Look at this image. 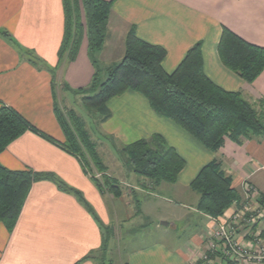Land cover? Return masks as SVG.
Segmentation results:
<instances>
[{
  "label": "crops",
  "instance_id": "1",
  "mask_svg": "<svg viewBox=\"0 0 264 264\" xmlns=\"http://www.w3.org/2000/svg\"><path fill=\"white\" fill-rule=\"evenodd\" d=\"M63 24L61 0H0V105L15 109L52 138L50 141L25 131L0 151V164L10 170L52 173L79 191L86 205L51 180L33 182L14 226L7 230L0 223V264H98L97 256H113L118 264H194L205 251L207 230L226 220L233 205L217 218L199 212L198 194L191 192V180L204 164L215 160L241 197L245 182L256 197L264 198V137L242 136L237 142L226 138L218 150L210 151L171 120L156 115L140 93L127 90L108 100L111 113L107 119L95 115L93 129L85 123L107 174L121 186L131 188V196L122 192L114 198L100 193L78 159L58 144L64 137L54 114V102L62 101L66 105L59 106L62 110L71 108L72 101L65 95L76 94L74 88L90 84L95 71L85 38L73 61L58 64ZM223 26L264 47V0H114L106 39L94 60L103 69L119 62L130 28L139 38L165 49L162 66L167 72L175 69L193 44L201 42L206 76L226 90L239 91L254 108L264 111L259 103L263 100L264 104V70L246 82L219 59L217 43ZM153 134L163 137L185 160L176 181L160 183L150 196L169 187L180 199L179 205L188 210L184 218L200 223L196 228L200 231L187 237L186 247L176 245L171 238L176 225L168 232V223L159 222L161 215L140 209L142 201L150 205V196L144 193L145 189L152 190L147 187L148 179L134 175L119 153L117 158L113 154L125 144ZM101 149L109 151L108 163ZM114 220L119 225H114ZM105 229L110 233L102 251ZM254 230L264 238V219ZM142 233L156 237L142 239ZM236 235L248 238L243 229ZM213 264L225 262L218 256Z\"/></svg>",
  "mask_w": 264,
  "mask_h": 264
},
{
  "label": "trees",
  "instance_id": "2",
  "mask_svg": "<svg viewBox=\"0 0 264 264\" xmlns=\"http://www.w3.org/2000/svg\"><path fill=\"white\" fill-rule=\"evenodd\" d=\"M113 1L61 0L64 26L57 51L58 64L73 61L85 38L95 67L90 85L78 90L84 93L96 89L91 95H83L84 107L96 111L105 120L111 113L108 100L130 90L144 96L156 115L171 120L210 151L218 150L226 138L237 142L242 136L264 137V111L254 108L239 91L220 87L204 73L201 42L193 44L175 69L167 72L162 66L165 49L139 38L130 28L124 37L122 59L106 66L105 79L99 81L94 56L106 39ZM217 53L221 63L246 82H251L264 70V47L244 40L225 26L221 28ZM259 103L260 107L264 106L263 100ZM53 109L64 137L59 146L78 159L83 172L100 193L119 197L120 185L107 174L83 118L72 108L62 110L57 102ZM25 131L52 141L15 109L0 105V151ZM119 156L131 172L148 179L151 189L163 182H175L185 165L184 158L159 134L125 144ZM40 180L53 181L86 205L79 191L57 180L52 173L10 170L0 164V223L7 230L14 226L31 184ZM189 186L198 194L196 209L213 218L222 216L233 204L238 205L243 197L215 160L204 164ZM109 233L110 230L105 229L102 251L107 247Z\"/></svg>",
  "mask_w": 264,
  "mask_h": 264
},
{
  "label": "built area",
  "instance_id": "3",
  "mask_svg": "<svg viewBox=\"0 0 264 264\" xmlns=\"http://www.w3.org/2000/svg\"><path fill=\"white\" fill-rule=\"evenodd\" d=\"M242 190L240 203L231 208L226 220L207 230L205 251L194 264H213L218 256L225 264H264V238L259 230H254L264 219V200L256 197L245 182ZM239 229L245 230L247 239L237 237Z\"/></svg>",
  "mask_w": 264,
  "mask_h": 264
},
{
  "label": "rangeland",
  "instance_id": "4",
  "mask_svg": "<svg viewBox=\"0 0 264 264\" xmlns=\"http://www.w3.org/2000/svg\"><path fill=\"white\" fill-rule=\"evenodd\" d=\"M102 67L103 66H98L99 81L104 80L105 76H106L105 71L103 70ZM89 85L90 84H88L87 86H89ZM75 90H76V94H72L71 92H68L65 95L66 99L72 101L71 108L74 109L83 118L85 123L88 125V128H92V126L94 125L93 121L96 120L95 115H99V114L94 110H90V109L85 108L82 104L81 98L85 94L91 95V94L95 93L96 89L90 90V91H87L84 93L78 92L79 89H76V88H74L72 91H75ZM58 103H59L58 104L59 106H62L64 108L66 107V105L63 104L62 101L58 102ZM88 112H91V113H89L90 116H88ZM103 150L101 149L102 155L104 157V160L108 163V160H111V155L109 154V151L106 150L107 152L105 153V152H103ZM118 153H119L118 150L116 152H113V154L116 158H117L116 155ZM134 175H136V174H134ZM96 176H98V174ZM142 178H145V177H142ZM119 185L121 188V194H122V192H124L125 195L131 196L130 195L131 188L127 187L126 185L121 186L120 183H119ZM143 185H146V184L143 183ZM150 185H151V183L148 181L147 187H149ZM168 186H170V185H168ZM154 189H152V190H146L145 189L144 193L146 194V196H150V195H152V192ZM191 192L193 193V195H197V193H195L194 191H191ZM154 195H155V197H153ZM153 196H150V202H149L150 205H145V201L141 200L142 205L140 206V209L142 211H145V213L161 215L162 220H159V222L160 223L161 222L168 223V225L165 226L167 228L168 232H170L171 228L175 227V225H176L177 231H176V233H174L172 235L173 237H171V238H175L174 240L176 241V245H181L183 247H186L185 244H187V239H188L187 237H189L190 234L196 230L200 231V228L196 229L198 227V225L200 227V223L195 221V220H193L192 223H190L187 219L184 218L185 214H186L185 212H187L188 210L183 209V207H181V205H179L180 199L175 197V195L171 194V192L169 191V187L162 189L161 192H158V191L154 192ZM114 198H116V197H114ZM132 198H133V201L135 202L136 197L134 196ZM185 201H187V200H185ZM135 203H137V202H135ZM184 203H185V205H189L190 202L187 201ZM118 205H120V204L117 203V206ZM233 206H235V204H233ZM114 225H119L116 220H114ZM215 226L211 227L210 229H213V228L215 229ZM121 233L123 234L124 232L121 231ZM125 237H126V234H124L123 239L120 240L121 246H123ZM141 237H142V239L150 240L151 238L156 237V235L152 234V233H142ZM118 238H119V236L115 238L116 242L119 241ZM129 238H130V235L127 237V239H129ZM187 246H189V245H187ZM205 246H206V244H205ZM118 247H120V246H118ZM97 257L99 259L98 264H103V263L104 264H118V262L115 261L113 256H109V257L97 256Z\"/></svg>",
  "mask_w": 264,
  "mask_h": 264
},
{
  "label": "water",
  "instance_id": "5",
  "mask_svg": "<svg viewBox=\"0 0 264 264\" xmlns=\"http://www.w3.org/2000/svg\"><path fill=\"white\" fill-rule=\"evenodd\" d=\"M162 223L166 224V222H162Z\"/></svg>",
  "mask_w": 264,
  "mask_h": 264
}]
</instances>
